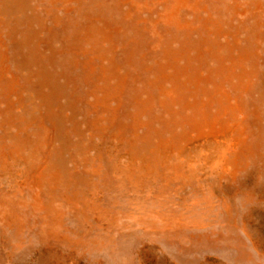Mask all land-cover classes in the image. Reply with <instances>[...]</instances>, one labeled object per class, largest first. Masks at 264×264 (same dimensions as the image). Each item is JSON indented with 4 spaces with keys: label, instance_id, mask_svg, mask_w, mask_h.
Instances as JSON below:
<instances>
[{
    "label": "rangeland",
    "instance_id": "obj_1",
    "mask_svg": "<svg viewBox=\"0 0 264 264\" xmlns=\"http://www.w3.org/2000/svg\"><path fill=\"white\" fill-rule=\"evenodd\" d=\"M0 264H264V0H0Z\"/></svg>",
    "mask_w": 264,
    "mask_h": 264
}]
</instances>
